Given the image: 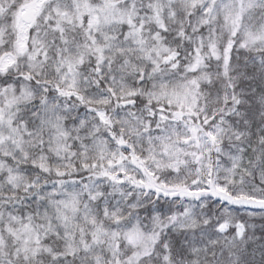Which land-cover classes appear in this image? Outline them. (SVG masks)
Here are the masks:
<instances>
[{"label":"snow or ice","instance_id":"snow-or-ice-1","mask_svg":"<svg viewBox=\"0 0 264 264\" xmlns=\"http://www.w3.org/2000/svg\"><path fill=\"white\" fill-rule=\"evenodd\" d=\"M0 264H264V0H0Z\"/></svg>","mask_w":264,"mask_h":264}]
</instances>
